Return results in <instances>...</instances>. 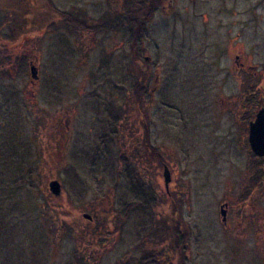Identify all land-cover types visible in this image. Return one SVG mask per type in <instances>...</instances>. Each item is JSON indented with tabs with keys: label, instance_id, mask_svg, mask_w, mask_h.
Instances as JSON below:
<instances>
[{
	"label": "rangeland",
	"instance_id": "rangeland-1",
	"mask_svg": "<svg viewBox=\"0 0 264 264\" xmlns=\"http://www.w3.org/2000/svg\"><path fill=\"white\" fill-rule=\"evenodd\" d=\"M146 3L0 0V264H264V0Z\"/></svg>",
	"mask_w": 264,
	"mask_h": 264
},
{
	"label": "water",
	"instance_id": "water-1",
	"mask_svg": "<svg viewBox=\"0 0 264 264\" xmlns=\"http://www.w3.org/2000/svg\"><path fill=\"white\" fill-rule=\"evenodd\" d=\"M30 70L32 78L38 79V68L33 63L31 64ZM249 144L256 156L264 157V108L257 113L256 119L249 124ZM49 188L55 196L61 193V185L57 180H52L49 183ZM224 207L227 208L228 206L225 204ZM221 209L222 222L225 223L227 220V211L223 207Z\"/></svg>",
	"mask_w": 264,
	"mask_h": 264
},
{
	"label": "trees",
	"instance_id": "trees-1",
	"mask_svg": "<svg viewBox=\"0 0 264 264\" xmlns=\"http://www.w3.org/2000/svg\"><path fill=\"white\" fill-rule=\"evenodd\" d=\"M158 1L159 0H155V3H146L152 10H153V8L154 7H156V5L157 4H159L158 3ZM145 4V3H144ZM146 6V5H145ZM142 9V11L144 12V11H146V10H144V7L143 8H141ZM151 9H149V13L146 15V16H142V12H139L137 9H134V8H132V10H131V15H129L130 16V18H128V20H127V25H128V28L130 29V34H131V38H132V40L133 41H131V44H132V47L135 49V48H138L137 46L139 45V44H137L136 45V42L138 41V39H139V36L140 35H142V30H143V28L145 27V20H146V18H147V20H149V19H151V17H152V14H153V11H151ZM78 13H79V11H78ZM117 14H118V19H120L119 18V12H117ZM74 16V15H73ZM142 16V17H141ZM9 17V16H8ZM72 16H69V18H71ZM139 19H140V21H139ZM120 20H122V19H120ZM116 21H117V19L115 20V19H113V18H111V19H109V22L106 20V19H102V21L100 22L102 25H104V27H106V28H109V27H111V26H113L114 24H116ZM118 26H119V23H118V21H117V24L114 26V28H118ZM134 27H136V30L135 31H133L134 30ZM142 90V89H141ZM145 92V91H144ZM112 122H114L115 123V118L112 120ZM256 156V155H255ZM257 157V156H256ZM260 171H262L261 172V177L264 179V166H262V169L260 170ZM262 187H264V186H262ZM177 206V205H176ZM176 208V207H175ZM171 221H177V218L175 217V219L173 218V219H170ZM177 243H176V245L178 244V241H176ZM179 246V245H178ZM143 259L144 258H142L140 261H139V264H143L142 262H143ZM144 264H146V261L144 262Z\"/></svg>",
	"mask_w": 264,
	"mask_h": 264
},
{
	"label": "flooded vegetation",
	"instance_id": "flooded-vegetation-1",
	"mask_svg": "<svg viewBox=\"0 0 264 264\" xmlns=\"http://www.w3.org/2000/svg\"><path fill=\"white\" fill-rule=\"evenodd\" d=\"M242 66H243V64H240V66H239V67H240V68H242Z\"/></svg>",
	"mask_w": 264,
	"mask_h": 264
}]
</instances>
